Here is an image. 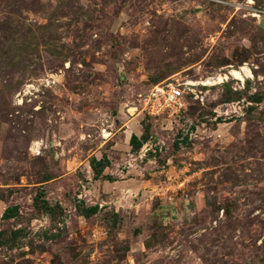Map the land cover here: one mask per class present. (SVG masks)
<instances>
[{"label": "rangeland", "instance_id": "obj_1", "mask_svg": "<svg viewBox=\"0 0 264 264\" xmlns=\"http://www.w3.org/2000/svg\"><path fill=\"white\" fill-rule=\"evenodd\" d=\"M263 97L264 0H0V264H264Z\"/></svg>", "mask_w": 264, "mask_h": 264}, {"label": "built area", "instance_id": "obj_2", "mask_svg": "<svg viewBox=\"0 0 264 264\" xmlns=\"http://www.w3.org/2000/svg\"><path fill=\"white\" fill-rule=\"evenodd\" d=\"M183 97L179 85L159 82L144 97V109L153 116L177 115L184 107Z\"/></svg>", "mask_w": 264, "mask_h": 264}, {"label": "trees", "instance_id": "obj_3", "mask_svg": "<svg viewBox=\"0 0 264 264\" xmlns=\"http://www.w3.org/2000/svg\"><path fill=\"white\" fill-rule=\"evenodd\" d=\"M260 99L261 98H257V99L254 98V101L259 102L261 101ZM262 99L264 100V97ZM143 141H144V138H141L140 136H137L136 134H132L130 137L129 143L133 150H137L144 143ZM109 164H110V161L105 156H103L100 159L93 157L92 160H90V166L96 176H101L105 167H107ZM97 208H98L97 205L88 206V207L85 206L84 210H81V211H82V214L86 216V215L95 213ZM10 216L11 214H9L7 211L4 212V217H10Z\"/></svg>", "mask_w": 264, "mask_h": 264}, {"label": "bare ground", "instance_id": "obj_4", "mask_svg": "<svg viewBox=\"0 0 264 264\" xmlns=\"http://www.w3.org/2000/svg\"><path fill=\"white\" fill-rule=\"evenodd\" d=\"M242 71H245L248 76H251L252 75V73L249 70V68H247L246 66H241V68L239 70H237V69H231L227 73H224L223 75H219L218 76V81H222L223 79H225V78H227L229 76H232V77L237 78V79H239V78L240 79H243V77H242ZM206 83H211L210 82V78L204 82V84H206Z\"/></svg>", "mask_w": 264, "mask_h": 264}, {"label": "crops", "instance_id": "obj_5", "mask_svg": "<svg viewBox=\"0 0 264 264\" xmlns=\"http://www.w3.org/2000/svg\"><path fill=\"white\" fill-rule=\"evenodd\" d=\"M130 139V138H129Z\"/></svg>", "mask_w": 264, "mask_h": 264}]
</instances>
